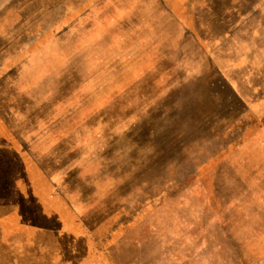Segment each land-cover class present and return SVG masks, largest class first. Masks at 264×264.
I'll list each match as a JSON object with an SVG mask.
<instances>
[{
	"label": "rangeland",
	"instance_id": "374dc122",
	"mask_svg": "<svg viewBox=\"0 0 264 264\" xmlns=\"http://www.w3.org/2000/svg\"><path fill=\"white\" fill-rule=\"evenodd\" d=\"M0 126L100 264H264V0H0Z\"/></svg>",
	"mask_w": 264,
	"mask_h": 264
},
{
	"label": "crops",
	"instance_id": "0c3cea01",
	"mask_svg": "<svg viewBox=\"0 0 264 264\" xmlns=\"http://www.w3.org/2000/svg\"><path fill=\"white\" fill-rule=\"evenodd\" d=\"M0 236V264H100L91 230L55 191L27 140L3 126Z\"/></svg>",
	"mask_w": 264,
	"mask_h": 264
}]
</instances>
